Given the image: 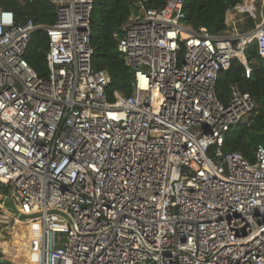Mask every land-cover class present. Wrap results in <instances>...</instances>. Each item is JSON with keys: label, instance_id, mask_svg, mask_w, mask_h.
Masks as SVG:
<instances>
[{"label": "built area", "instance_id": "1", "mask_svg": "<svg viewBox=\"0 0 264 264\" xmlns=\"http://www.w3.org/2000/svg\"><path fill=\"white\" fill-rule=\"evenodd\" d=\"M49 1L45 77L24 58L39 26L0 7V184L29 224L21 264H264V146L253 162L219 148L255 101L215 94L232 60L250 75L249 44L264 56V0H240L254 26L222 35L183 25L182 0H138L117 40L133 90L112 101L91 65L93 0Z\"/></svg>", "mask_w": 264, "mask_h": 264}, {"label": "trees", "instance_id": "2", "mask_svg": "<svg viewBox=\"0 0 264 264\" xmlns=\"http://www.w3.org/2000/svg\"><path fill=\"white\" fill-rule=\"evenodd\" d=\"M138 0H93L89 18L90 45L93 48L91 65L94 69L106 71L109 81L105 86L106 99L114 100V93L129 96L133 90V69L124 61L117 48V40L122 36V25L132 12L137 10ZM240 0H182L184 17L183 25L198 31L204 27L210 34L222 35L228 29L226 14ZM167 0H145L146 6L161 8ZM0 7L12 11L18 23L31 19L39 28L35 30L28 41L24 58L31 68L41 77L48 73L46 53L48 51V36L44 27L51 25L56 17L55 7L49 0H0ZM254 26L250 16L236 27L245 31ZM184 52L183 44L178 51L181 59ZM246 58L250 62V75L244 74V67L238 60H232L227 69L221 71L215 84L217 99L227 104L230 98L231 86L247 92L255 101V110L246 124L234 126L223 134L219 148L224 153L238 152L250 162L254 161L253 152L258 145L264 146V56H260L257 44L252 42L246 48ZM217 146H212V153ZM8 189L0 184V193ZM29 227V226H28ZM35 236L38 230L33 225ZM27 229V228H26ZM28 232V230H27ZM27 238V233H21L20 240H14V246ZM8 256L11 251L7 250ZM1 254V253H0ZM24 257V256H23ZM9 259V258H8ZM23 261L11 263L21 264Z\"/></svg>", "mask_w": 264, "mask_h": 264}, {"label": "rangeland", "instance_id": "3", "mask_svg": "<svg viewBox=\"0 0 264 264\" xmlns=\"http://www.w3.org/2000/svg\"><path fill=\"white\" fill-rule=\"evenodd\" d=\"M258 2L256 3V6ZM245 16V15H243ZM6 194L0 193V251L1 255L6 259V264H11L12 261H23L24 247L21 243L14 246V240L17 234L27 233L29 230L28 225L24 222L17 223L14 216L11 214V210H7L9 205L4 204L3 200ZM13 210V209H12ZM10 212V213H9ZM26 227H28L26 229ZM5 250V251H4ZM11 251V256H8L6 251ZM9 258V259H8Z\"/></svg>", "mask_w": 264, "mask_h": 264}, {"label": "crops", "instance_id": "4", "mask_svg": "<svg viewBox=\"0 0 264 264\" xmlns=\"http://www.w3.org/2000/svg\"><path fill=\"white\" fill-rule=\"evenodd\" d=\"M245 15V16H243ZM247 14L243 13H237L231 9H229L227 11L226 14V25L228 27L227 30L224 31L225 34H228L229 32H231L232 30H236L241 32L240 30H238V28L236 27L238 24H241L243 22V18L246 17ZM4 204H7L6 202ZM9 205V204H7Z\"/></svg>", "mask_w": 264, "mask_h": 264}, {"label": "water", "instance_id": "5", "mask_svg": "<svg viewBox=\"0 0 264 264\" xmlns=\"http://www.w3.org/2000/svg\"><path fill=\"white\" fill-rule=\"evenodd\" d=\"M7 210H9V208H7ZM9 213H10V212H9ZM11 214H12L14 217L17 216V214L14 213V212H11ZM17 217H18V216H17ZM20 218L24 219L23 216H20Z\"/></svg>", "mask_w": 264, "mask_h": 264}, {"label": "bare ground", "instance_id": "6", "mask_svg": "<svg viewBox=\"0 0 264 264\" xmlns=\"http://www.w3.org/2000/svg\"><path fill=\"white\" fill-rule=\"evenodd\" d=\"M15 238H16L15 240H20L21 239V234L16 235Z\"/></svg>", "mask_w": 264, "mask_h": 264}]
</instances>
